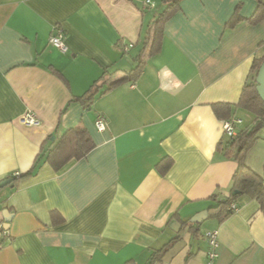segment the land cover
I'll use <instances>...</instances> for the list:
<instances>
[{
  "label": "crops",
  "instance_id": "crops-1",
  "mask_svg": "<svg viewBox=\"0 0 264 264\" xmlns=\"http://www.w3.org/2000/svg\"><path fill=\"white\" fill-rule=\"evenodd\" d=\"M145 1L0 0V182L28 172L41 146L66 130L81 125L94 143L58 172L42 164L0 189V264H264V213L254 199L241 196L223 218L209 211L212 195L228 196L237 167L211 104H236L252 62L264 57V19L247 21L256 0H180L160 53L135 81L89 109L71 102L137 65L165 6ZM235 12L240 20L229 26ZM55 27L63 53L48 42ZM28 113L38 125L22 122ZM229 118L242 120L237 133L254 121L240 108ZM166 157L172 165L160 175ZM245 161L264 183V132ZM204 211L206 220L191 222ZM185 222L193 226L180 231ZM207 232L217 233L211 260Z\"/></svg>",
  "mask_w": 264,
  "mask_h": 264
},
{
  "label": "trees",
  "instance_id": "trees-1",
  "mask_svg": "<svg viewBox=\"0 0 264 264\" xmlns=\"http://www.w3.org/2000/svg\"><path fill=\"white\" fill-rule=\"evenodd\" d=\"M164 9L156 16L148 29V35L143 43L142 55L137 57V65L129 70L125 75L109 82L107 79H100L82 95L73 98L71 102L78 103L85 109H89L97 96H103L114 88L131 81H135L145 68L148 59L160 53L163 28L168 19L178 10L180 0H163ZM257 7L253 15L247 19L251 24H256L264 19V0H256ZM235 20L240 17L235 12L234 17L228 22L229 26L235 24ZM264 57L255 59L251 66V80L246 83L236 104L215 103L211 104V109L218 119H228L232 108H240L254 116L253 124L243 131H239L235 137L228 139L223 152L226 157L237 163L236 170L231 179V186L227 197L218 199L214 194L210 197L215 204L209 211L217 217H226L233 214L230 205L236 202L241 196L254 199L260 210L264 213V183L260 174L252 170L245 161V156L253 144L261 138L264 132V103L256 92V75ZM63 80V78L60 76ZM64 81V80H63ZM65 82V81H64ZM105 87V88H104ZM94 143L85 128L81 125L66 130L60 137L52 142L47 140L40 148V152L34 159L31 169L25 174L14 173L6 179H12L13 183L32 176L42 164H48L55 172L60 171L68 162L80 160L93 149ZM172 165L169 157L161 160L156 169L160 175H164ZM5 179V180H6ZM53 221L58 222V217L54 213ZM60 220V217H59ZM184 226L191 227V223H183ZM178 238L171 240L167 247H170ZM163 251H159L161 256Z\"/></svg>",
  "mask_w": 264,
  "mask_h": 264
},
{
  "label": "built area",
  "instance_id": "built-area-1",
  "mask_svg": "<svg viewBox=\"0 0 264 264\" xmlns=\"http://www.w3.org/2000/svg\"><path fill=\"white\" fill-rule=\"evenodd\" d=\"M145 6L148 7H154V3L151 2V0H146L144 2ZM64 32L62 29L55 27L54 28V34L51 35L48 39L49 44L55 48L56 50L60 52H65L66 51V46L64 44ZM128 47H131L129 45ZM22 122L25 125L29 126H36L38 125L39 120L37 117L32 114L28 113L22 118ZM105 118L103 116H98L94 122V126L98 132H104L106 130V123H105ZM242 124V120L238 118H229V119H222L220 120V125L222 129V133L224 136H226L228 139L233 138L237 134V128ZM230 208L235 211L236 210V205L232 203L230 205ZM205 237L208 242L209 250H208V257L209 259H213L216 256V249L218 246V241H217V233L216 232H207L205 234Z\"/></svg>",
  "mask_w": 264,
  "mask_h": 264
},
{
  "label": "water",
  "instance_id": "water-1",
  "mask_svg": "<svg viewBox=\"0 0 264 264\" xmlns=\"http://www.w3.org/2000/svg\"><path fill=\"white\" fill-rule=\"evenodd\" d=\"M255 82H256V92H257L259 98L264 103V61L258 69ZM53 139H54V137L51 138V140H53ZM12 182H13L12 179H6V180L1 181L0 182V189L7 186V185H11ZM3 213H4V215H6L7 211H4ZM206 219H207V212L204 211V212H201V213L197 214L196 216H194L191 219V222L201 223L203 220H206ZM8 222H9V220L7 219L6 224L3 225V229H7Z\"/></svg>",
  "mask_w": 264,
  "mask_h": 264
},
{
  "label": "rangeland",
  "instance_id": "rangeland-1",
  "mask_svg": "<svg viewBox=\"0 0 264 264\" xmlns=\"http://www.w3.org/2000/svg\"><path fill=\"white\" fill-rule=\"evenodd\" d=\"M1 192V191H0Z\"/></svg>",
  "mask_w": 264,
  "mask_h": 264
}]
</instances>
